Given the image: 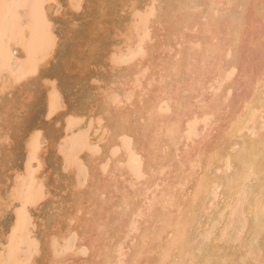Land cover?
<instances>
[{"label":"bare ground","instance_id":"obj_1","mask_svg":"<svg viewBox=\"0 0 264 264\" xmlns=\"http://www.w3.org/2000/svg\"><path fill=\"white\" fill-rule=\"evenodd\" d=\"M84 1L66 2L68 34ZM138 2L126 18V0L93 4V48L75 56L83 74L111 17L110 78L91 76L96 111L68 108L42 74L56 61L61 3L0 0V220L12 212L0 264H264V0ZM38 79L57 133L28 126L22 166H9L12 122L28 115L15 112ZM49 148L65 175L54 192ZM46 201L40 238L31 211Z\"/></svg>","mask_w":264,"mask_h":264},{"label":"rangeland","instance_id":"obj_2","mask_svg":"<svg viewBox=\"0 0 264 264\" xmlns=\"http://www.w3.org/2000/svg\"><path fill=\"white\" fill-rule=\"evenodd\" d=\"M58 1H59V3H61L62 7H63V5L65 7H63V8L61 7L60 14L58 13L55 16H53L54 15L53 14L51 16L54 19V21H57L56 24H58V25H56V28L58 27L57 29L59 32V33L58 32L57 33L60 35V38L62 37L63 39L62 38L60 39V45H58L57 46L58 48L56 49V52H57L56 53V61H54V62L52 61L51 62L52 64L49 65L50 67L47 66V68H43L42 74L44 73V74L51 75L58 80V85L60 86L61 90L63 91L66 103L68 104V108H70V109L71 108L83 109L85 107L90 106V104L92 102L91 105H94L93 107L96 108V111H98V109L100 108V102H99V97L97 95H95V92H93L95 90L94 89L95 83L91 82V76H95L96 74H98L104 78H107V79L110 78V72H108V70L106 71V69H107V68H105L106 64L102 59H104V54H105L106 48L109 46V43L111 42L110 40H112V38H111L112 33H113V31H111L112 30L111 29L112 18L111 17L109 19L106 18V26L108 29L102 31L101 32L102 34L99 33V35H97L98 38L96 37V39L99 41L96 44L97 48H95L97 52L94 55V57H92V59H91L92 63H90V66L87 67V71L84 72L83 74H80L78 72L79 70L77 68V65L79 64V62H78V58L76 56L78 55V53L80 51H82L83 54H85V56H84L85 59H89L88 58V56L90 54L89 52H90L91 48H93V47L91 46L92 45L91 42L88 43L87 40H91L92 42L95 41L94 40L95 39L94 33L93 32L89 33V28H90L89 26H91V24L94 23V21H93L94 5L93 4L97 3L98 0H85L84 2H86V3L89 2V4H88L89 8H86L84 11L83 10H77L76 13H73L72 16L76 19L75 22L77 23V25L74 26V30L70 34L67 33V29L69 28L68 26H70V24H71V21L68 18H69V16H71L72 12H74V11H71L68 8L67 3H66L67 0H58ZM126 1L129 5L121 11V15L122 16L124 15L125 18L129 15V12L131 10V5L132 4L134 5V2L139 3L138 0H134V2L132 0H126ZM85 5H84V7H85ZM61 11L62 12L65 11L64 12L65 14H63ZM117 18H118V16L116 15V20H117ZM113 19L115 20V16L113 17ZM108 20H109V23H108ZM65 36H66V38H65ZM97 57H99V59ZM65 62H67V64H69L70 67L73 68V70L71 72L69 70H66V68L64 66ZM96 63L97 64L101 63V65H103L104 68H101V66L97 65ZM41 83H42V80L40 81V79H38L34 82V85H33L34 86L33 89L35 88L34 98L36 96V99L33 98L32 100L34 102L29 103V105H30V106H28L29 109H27L26 111L20 110L19 112H15V115H17V116L20 115V117H21L22 114H25L28 111L29 116L26 115L25 116L26 119L23 117L22 118L18 117L21 120L17 119V121L19 120L18 122H20V124H21V122H23L24 126H22L23 124L20 125L18 122H15V123H17V125L13 123L14 121L12 122L11 129L12 130L14 129V131L16 133V134H14L16 136L13 135V140L15 139L13 142L15 143V141L18 140L17 141L18 143H15L14 146H17V147H14L13 146L14 143L12 142V147H13L12 150L14 151V156H11L12 161L9 163V166L10 165L16 166V167L22 166V162H23V158H24V153H23L24 150H23V144H22L23 141L21 139L24 138L23 135L28 131V129L32 126V124L33 125L37 124L36 121L40 122L41 126L45 127L47 133H49V134H51L52 132L57 133L56 130H54V128L52 126L53 122L47 121L43 117V113L45 110V107L43 108V105L45 106V104H44L45 103L44 102L45 101V96H44L45 90L41 86L42 85ZM16 93L17 92L14 93L13 99H15V101H19L20 96ZM17 95H18V97H17ZM89 96H91V97L89 98ZM88 99H90V100H88ZM58 117L60 118V116H58ZM19 126L22 128H20ZM25 126H27V127H25ZM28 126H29V128H28ZM16 131H18L19 133H17ZM53 134L54 133H52V135ZM46 161H47L46 168L48 170L52 169L49 173L47 183L50 184V185L48 184L50 190L52 192H54L56 187L59 188L62 186V184H63L62 177L64 178L65 175L62 174V171L60 170V166H58L59 165L58 155L54 152L53 148H49L47 155H46ZM2 170L4 172H7L6 174L8 176L11 174V170L9 169V167L8 168L5 167ZM59 170H60V173H59ZM54 171L57 173H54ZM54 174L56 176H59V177H57V179H56V176ZM56 182H58V183H56ZM61 182H62V184H61ZM58 191H59V189H57L56 192L58 193ZM64 194L66 195V193L61 192L59 197L65 196ZM48 205H49V202L46 201V203L44 202L39 207L34 208V209L32 208L33 210L31 209L32 210L31 211L32 216H34L36 224H37L36 234L40 238H41V236H43V231H44L43 230L44 228H42L43 227L42 223H43V225H44V223H45V225H47V223H48L47 220L49 221V218H51L52 217L51 215L53 214L51 207ZM58 208H61V207L58 206ZM10 217L12 218V212L11 211H9L7 213L5 218L0 220V231H2V229H3V231L6 230V228L8 226V222L11 220ZM39 218L41 220H39ZM6 221H7V223H6ZM39 222H41V223H39ZM39 224H40V227H38ZM3 226H4V228H3ZM1 227H2V229H1ZM40 229H42V230H40Z\"/></svg>","mask_w":264,"mask_h":264}]
</instances>
